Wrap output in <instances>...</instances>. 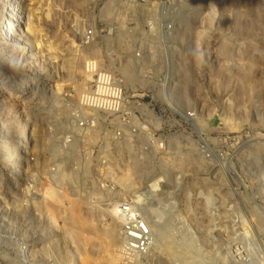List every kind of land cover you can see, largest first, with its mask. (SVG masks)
<instances>
[{
    "label": "rangeland",
    "instance_id": "obj_1",
    "mask_svg": "<svg viewBox=\"0 0 264 264\" xmlns=\"http://www.w3.org/2000/svg\"><path fill=\"white\" fill-rule=\"evenodd\" d=\"M16 1L21 5L22 15V25H18L22 29L17 38L21 37L32 51L26 58L22 48L17 50L19 62L13 74H16L15 78H32L37 73L34 81H38L43 89H40L41 96L53 90L58 92L59 99L66 91L75 94L74 90L83 87L86 63L98 60L103 68L112 71L123 82L126 91L127 87L135 90L145 102H152L157 108L165 109L167 102L179 111L197 108L195 122L200 135L196 140L209 141L212 147L219 143L217 138L224 131L252 128L255 101L260 109L264 108V0H0V20L7 18V27L1 37L10 31L8 17L14 16ZM111 5L122 12L121 18L115 15V9L107 14ZM89 29H93L95 35L86 43L83 37ZM120 33L126 36L127 42L119 46L117 35ZM128 58H138V67L144 68L142 74L138 73L140 77L134 75L136 79L132 81L131 77L130 82L120 71ZM32 60L34 67L29 69L26 63ZM71 67H75V73ZM4 69L11 72L6 66ZM71 74L76 75L75 80ZM0 93L4 102L0 107V134L4 129L8 131L14 121H28L30 124L33 139L25 168L35 180L33 182L30 178L29 182L35 186L33 191L37 188L48 190L51 185L59 188V184H53L52 178L45 176L53 172L51 167L56 163L51 155L53 144L49 146L55 140L47 142L45 128L47 120L52 122L65 117L64 107L60 111L55 108V112L45 118L46 111L34 113L39 105L36 98L27 106V99L8 89ZM225 100L233 107L231 123L234 124L229 127L222 123L221 104ZM144 116L167 141L166 152H150L152 165L156 166L150 171L155 168L159 171L163 166L164 169L170 168L171 171L167 170L175 175L171 174L165 184L167 187L163 190L167 192L160 196L164 203L159 209L166 213V218L171 213V219L174 218L178 226L184 221L187 223L188 230L181 233L193 240L190 242L193 246L191 255L194 254L200 264H216L219 258L225 259L221 264H235L230 252L241 239L244 249L251 254L249 264H264V160L261 159L264 152L249 147L233 165L221 162L220 167L210 166L201 158L198 144L189 141L183 133L178 116H169L167 112L159 114L157 120L149 112H144ZM110 120V124L102 123L93 134L89 133L91 139L86 142L75 134V130H70L68 124L61 128L59 125L57 138L73 134L78 140L76 151L70 153L77 159L66 160L70 165L68 172L73 170L74 174L63 186L70 193L78 188L87 194L95 182L96 187L104 191L107 188L118 194L123 192L121 195L135 202L138 198L151 203L152 200L145 201L146 186L150 184L148 176H134L138 190L133 196L126 191L127 180L123 184L119 182L127 169L129 157L127 149L121 150V146L128 145V138H136L127 136V115H116ZM34 122H37L36 127L32 128ZM132 144L138 153L139 146H147L145 139ZM258 151L261 152L258 154ZM78 162L81 164L76 165ZM85 163L90 166L89 174L83 168ZM25 171L18 174L20 180L16 178L18 184L14 185L5 177L2 180L0 175L5 193H10L8 189L11 187H18L20 191H17L16 198H23L21 188H25L28 176ZM5 193H1L0 203L6 201L8 207H13L16 200L12 193L7 196ZM2 196L6 199H1ZM105 199L101 203H106ZM86 209H79L77 213L81 214L78 216L93 224L99 234L92 241L85 240V244L80 245L83 247L81 251L68 231L74 226L67 229L69 226L64 225L65 220L62 222L60 210H53L56 224L51 225L50 234H45V239L41 237L43 232L35 233L34 230L43 226L39 220L41 217L33 219L29 236L39 242L35 257L48 259L50 264L104 263L103 256L113 248L107 233L109 226L104 220L106 217L100 215L102 210ZM7 212L0 206V223H4L6 229L13 230L25 221L24 210ZM56 215H61L60 219ZM177 234L180 235L179 231ZM2 260L0 254V262ZM183 260V254L172 257L163 252L157 259H149L147 264H182Z\"/></svg>",
    "mask_w": 264,
    "mask_h": 264
},
{
    "label": "bare ground",
    "instance_id": "obj_2",
    "mask_svg": "<svg viewBox=\"0 0 264 264\" xmlns=\"http://www.w3.org/2000/svg\"><path fill=\"white\" fill-rule=\"evenodd\" d=\"M19 4L20 3L17 1L14 3L15 5L14 9L16 10L15 12L12 13V15L14 16H12V18L8 17V25L10 27V31L6 35L4 36L2 35L3 37L0 36V92H3L5 89H8V91H10L12 94H17V96L27 99L25 101L27 106L28 104L31 105V103L33 102V99L36 98L38 100L37 102L39 103V105L37 108L34 109V113L35 112L45 113L44 111H46V116H45L46 118L49 114H52L55 112L56 110L55 108L58 109L57 111H60L63 108L62 107L63 103L61 99H59L58 92H54L53 90V91H49L51 95L47 93L46 96L44 95L41 96L42 94L41 90L43 89L40 88V84H38V82L34 81V78L37 73L35 74L33 73L34 76L32 75L33 76L32 78H29V77L15 78L16 74L15 75L13 74V72L15 73L16 65L19 62L16 56V54L18 53L17 50H19V48L20 49L22 48L25 52V54H23V57H26V58L30 57V56H27V54H29L32 51L30 49L31 46L27 48V45H25L26 43L24 42V40H22L21 37L17 38V35L20 34L19 32L22 29V26H18V25H22V15L20 13L21 5L19 6ZM108 8L109 10H107V14H110L111 11L115 9L114 5H111ZM117 10L115 9L116 14L115 13L114 14L117 15L119 18L120 16H122L121 14L122 12L121 11L119 12V10L118 11ZM13 17H16V20H19V22H15V20H13L14 19ZM6 20L7 18H4V17H2V19L0 20V34H2V32H5V26L7 27ZM125 37L126 36H123L122 33L117 35L119 46L127 42V40L125 41ZM21 59L23 60V58ZM137 59L136 58L126 59L125 64L122 66L120 70L121 73L123 74V77H125L127 81L129 82L131 81V77L133 81V79H136L135 77L137 75L139 76L138 73L142 74L144 71L143 67L142 68L138 67ZM110 60H111V64L114 65L115 64L114 60L111 58ZM34 63L35 62L32 60L28 64L26 63V65L28 68L29 67L32 68L34 67ZM4 66L9 68L11 72L9 73L8 70H5ZM70 70L73 71L74 73L76 72L75 67H73ZM71 75H72V79H74L76 76L73 74ZM134 75L135 77H133ZM84 76L85 78L83 80L84 81L83 87L81 85V87L79 88L80 90H74L76 93L73 94L74 97L72 98L71 101L76 100L83 92H86L89 89H91L92 82H93L92 76H89L86 74H84ZM3 103L4 102H3V99H1V93H0V107L3 106ZM57 119H58V125H60V128L63 127L64 121H59L60 118H57ZM29 125L30 124L28 121H22V122L14 121L10 125L8 131L4 129L2 130V133L0 134V175L1 173H3V170L6 169L4 170V174L1 175V179L5 177L13 185L18 184L16 180H18L19 178L17 176H19L18 174H21V172L24 171V169L26 170L25 171L26 176L29 173L28 169L25 168L28 163L29 155H30L29 144L33 139V137L31 136V129ZM32 128H33V124H32ZM75 134L77 136H80L84 142L90 141L89 139H91V136L89 137V131L77 129L75 130ZM76 139H75V143L69 145L68 147H64L63 144H61V142L57 140L54 143L49 144V146L53 144V149H52L53 152L51 150L50 151L52 152L51 155L55 157L53 158L54 159L53 161L56 163H55V170H53V172H50L52 174L50 175V173H48L47 171L46 173L48 174L45 176L46 178L48 177L52 178L53 184L54 183L59 184V188L57 189L53 188V186L51 185L50 188L47 187L49 188L48 190L47 189L42 190V189L37 188L36 190L33 191L32 188H35V186L34 184L33 185L29 184V182L31 181L30 178H32L33 182L35 180L33 179V176L28 175L27 177L25 176L27 178L26 186L24 184L25 188H21L23 189L22 192L24 193V196H23L24 200H22L23 198L22 199L16 198V195H17L16 193L17 191H20V188L19 190L17 189L18 187H16V189L13 187L8 189L10 193H12V198L16 200L17 202V203H14L13 207L14 206L17 207L18 210L19 209L24 210L26 214V218H25V221L21 223V226H17L13 230L6 229L4 223H0V254L2 258L4 259L2 260V262H0V264H50V260L48 259H42V258L38 259L35 257L36 256L35 248L37 247V244L39 242L38 243L34 242V240L30 238L29 233L31 229L33 228L32 227L33 219L41 217L39 218V220L43 223V226L40 228L38 227L39 229H34V230H35V233L43 232L41 234V237L45 239L46 238L45 234L50 232L49 229L51 228V225L56 224V219H57V218L55 219L56 213L53 214V210L55 209H58L61 211L62 216L61 215L60 216L61 218L63 217L62 222L64 223V220H65V222L67 223H65L64 225L69 226L67 227V229L70 228V225L74 226L73 228H70L68 230L71 233L68 232L66 229L65 230L66 232L70 233L71 235L70 238L75 244H77V247L79 246L80 248V245L83 246L85 244V240L86 242L92 241L94 237L96 236V234H99V231L96 227H94L93 224L90 225V222L86 223L87 220L85 221L84 218H82L84 222L80 219L81 216L79 215L80 216L79 217L78 213L80 212L79 209L81 208L102 210V212H100L101 213L100 215L101 217H104V216L106 217V219L104 220L109 226V231L107 233H109L111 237L109 242L113 246L112 251L103 256L104 263L102 264H119L120 250L122 248L124 240H123L122 233H121V229H122L121 222L116 216V209H117V206L121 202L125 201L126 198L123 195H121L123 192L121 194H118L117 192L113 190H108L107 188H106V191H104L101 189V187H96L95 182H92L93 185L87 191V194H83V192H80L81 190L80 189L78 190V188H76L77 191L73 193H70L67 191V189H65V187L63 186L64 185L63 183L67 179H70L71 176L74 174L73 170L68 172L70 165L68 166V161L66 160L74 161L77 159V157L70 154L72 151H76L77 149L78 140L76 141ZM124 149H127V153L129 157H128V161L125 167V169L126 168L127 169L126 170L123 169L125 170V173L123 174L122 177L120 176L119 182L123 184V182L127 180V188H126L127 193L133 196L138 190L137 187H135V182L133 181V178L135 175L148 176L147 180L148 182H150V184L146 186V190L147 188L148 190L146 192L147 194L145 198L147 199H145V201L149 200L150 202V200H152V202L144 203L141 199L138 200V198L136 200V203L141 209V212L143 213V215L145 216L148 222V225L150 227V230L152 232V235H153V246H152V249L150 252V258H149L150 261L154 260V258L157 259V256H159V254L166 252L169 256H172V257H176L177 254H183L184 260L182 261V264H200L199 263L200 261H198V259L195 256H193L194 254L191 255V252H192L191 249H193L192 248L193 246L190 242L193 241L192 238L188 237L187 235H183V233H181V231L184 232L188 230L189 226L187 225V223H185L184 221L182 226H178L175 223L176 222L175 219L174 218L171 219L172 217L171 213L166 218V213L161 212V210L159 209V208H162V205L164 203L163 200L160 199V196L163 194H166L167 192L163 190L164 187L165 189L167 187L165 184L167 180L171 178V174L173 176L175 175L167 170L169 169L171 171L170 168L164 169L162 168L163 166L160 168L159 171L155 170L156 168L150 171V168L156 167L152 165V160L150 159L151 155H149L150 152L144 151L142 153H138L132 144H128L127 146H121V150H124ZM66 151H69V152H66ZM260 152L261 151H258L257 153L259 154ZM160 163H161L160 164L161 166L162 162ZM80 164L81 162L76 163V165H80ZM72 165H75V162L74 164L72 163ZM83 168L85 169V173L89 174V171H88L90 168L89 164L85 163V165H83ZM13 174L14 176H12ZM21 177L23 178L22 175ZM72 182H74V180H72ZM48 183L50 184V181ZM2 188H3L2 183L0 182V196L2 192L3 194L5 193L4 189ZM160 189H162L163 191L162 190L159 191ZM10 193H5V196L9 195ZM2 197L3 198L1 199L3 200L6 199L4 196ZM104 198H106L105 199L106 203H101V201L104 200ZM154 205H156L157 208H154ZM0 206H2V211L5 209L6 213H8L7 211H10V210H14V211L17 210L13 208L12 206L8 207L9 203L6 201L1 202ZM43 210L46 211L45 214L43 213ZM77 211L79 212L77 213ZM58 216L59 215H56V217ZM60 216L58 217L59 219H60ZM39 220L38 222H40ZM38 225L40 226L41 224H38ZM178 231L180 235L177 234ZM60 236L62 235L60 234ZM48 237H50V235ZM81 248H80V251L83 250V247ZM224 260L225 259L219 258L217 261H215V263L221 264L223 263Z\"/></svg>",
    "mask_w": 264,
    "mask_h": 264
},
{
    "label": "built area",
    "instance_id": "obj_3",
    "mask_svg": "<svg viewBox=\"0 0 264 264\" xmlns=\"http://www.w3.org/2000/svg\"><path fill=\"white\" fill-rule=\"evenodd\" d=\"M94 35L93 29L87 30L83 37L84 41L91 42ZM85 74L93 78L91 89L73 101H71L74 97L71 90L62 93L61 100L65 117H61L59 121L68 124L67 127L70 130L81 129L92 133L102 123L110 124L111 122H108L111 121L110 117L127 115V136L136 138L134 140L128 138V144L129 142L135 144L141 139H145L147 146H139V153L148 152V150H150L149 152L164 153L166 152V138L159 133V129L155 128L152 122L145 118L144 112H149L154 120L159 118V114L167 112L169 116H178L181 119L183 133L186 134L189 141L198 144L197 150L202 155L201 158L210 166L220 167L221 162L233 165L234 162L240 160L249 147L264 152V124L261 123V121L264 122V108L260 109L257 101L253 106L252 128L236 132L224 131L217 138L219 143L212 147L209 141L205 142L201 136V141L196 140V137L200 135L195 122L197 108L179 111L168 102L165 109L157 108L152 102H145L143 96L135 90L127 87L126 91L123 82L112 71L103 68L98 60H89L86 63ZM227 101L225 100L221 104L222 123L225 127L234 124L231 123L233 107ZM57 121L47 120L48 124L45 128V133L48 132L47 142L58 140L64 147H68L75 139L74 135L63 134L57 138L56 133L59 127ZM36 123H32L33 128ZM262 156L261 159L264 160V154ZM51 170H55V164ZM116 216L121 222V233L124 240L120 250V264H147L153 246V235L138 204L134 199L126 198L117 206ZM237 241H239L237 242L239 245L232 248L230 252L233 261L235 260L234 263L249 264L251 254L244 249L241 239Z\"/></svg>",
    "mask_w": 264,
    "mask_h": 264
}]
</instances>
